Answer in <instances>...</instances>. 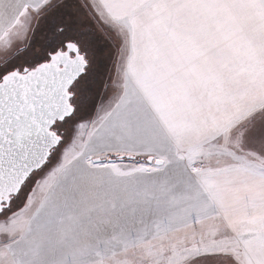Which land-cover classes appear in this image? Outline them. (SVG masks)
<instances>
[{
  "label": "snow or ice",
  "instance_id": "obj_1",
  "mask_svg": "<svg viewBox=\"0 0 264 264\" xmlns=\"http://www.w3.org/2000/svg\"><path fill=\"white\" fill-rule=\"evenodd\" d=\"M0 264H264V0H0Z\"/></svg>",
  "mask_w": 264,
  "mask_h": 264
}]
</instances>
